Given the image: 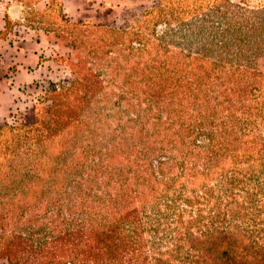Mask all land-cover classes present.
Here are the masks:
<instances>
[{
    "label": "trees",
    "instance_id": "obj_1",
    "mask_svg": "<svg viewBox=\"0 0 264 264\" xmlns=\"http://www.w3.org/2000/svg\"><path fill=\"white\" fill-rule=\"evenodd\" d=\"M210 42L141 46L120 83L76 60L70 85L0 125L7 264H264L235 234L264 200V73L241 51L223 66L210 49L228 42Z\"/></svg>",
    "mask_w": 264,
    "mask_h": 264
},
{
    "label": "rangeland",
    "instance_id": "obj_2",
    "mask_svg": "<svg viewBox=\"0 0 264 264\" xmlns=\"http://www.w3.org/2000/svg\"><path fill=\"white\" fill-rule=\"evenodd\" d=\"M13 1L21 8L18 18L5 19L0 31V85L13 88L15 99L0 115V125H11L14 116L45 106L48 89L70 85L76 76L69 64L76 60L84 59L103 85L113 79L123 82L127 69L137 67L141 46L145 47L142 56L157 52L162 59V53L166 57L178 51L193 54L199 47L209 49L210 41L224 40L228 43L223 50L210 49L212 57L220 56L223 66H228V60L236 57L232 54L241 51L251 67L264 73V0ZM198 2L205 5L197 6ZM216 7L218 14L209 13ZM258 207L255 220L235 230L243 244L264 246V200ZM226 213L237 218L244 212L231 204ZM25 221L24 216L20 222ZM0 264L7 262L0 257Z\"/></svg>",
    "mask_w": 264,
    "mask_h": 264
},
{
    "label": "crops",
    "instance_id": "obj_3",
    "mask_svg": "<svg viewBox=\"0 0 264 264\" xmlns=\"http://www.w3.org/2000/svg\"><path fill=\"white\" fill-rule=\"evenodd\" d=\"M5 1V2H3ZM0 0V31L4 29V20L13 21L20 14V6H16L13 0ZM18 9V10H17ZM29 78V77H28ZM28 81V80H27ZM13 88L0 85V115H3L12 104H14L15 95H12Z\"/></svg>",
    "mask_w": 264,
    "mask_h": 264
}]
</instances>
